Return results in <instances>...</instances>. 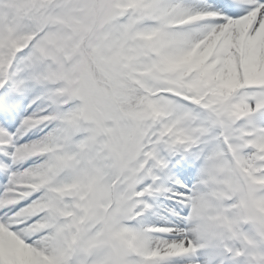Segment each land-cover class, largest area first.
<instances>
[{"label": "snow or ice", "instance_id": "6c2138e0", "mask_svg": "<svg viewBox=\"0 0 264 264\" xmlns=\"http://www.w3.org/2000/svg\"><path fill=\"white\" fill-rule=\"evenodd\" d=\"M0 264H264V0H0Z\"/></svg>", "mask_w": 264, "mask_h": 264}]
</instances>
